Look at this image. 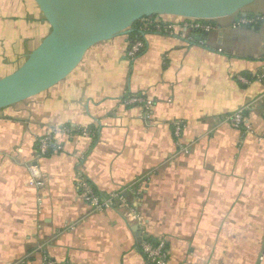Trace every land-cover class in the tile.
Instances as JSON below:
<instances>
[{
  "label": "crops",
  "instance_id": "obj_1",
  "mask_svg": "<svg viewBox=\"0 0 264 264\" xmlns=\"http://www.w3.org/2000/svg\"><path fill=\"white\" fill-rule=\"evenodd\" d=\"M155 18L175 27L134 26L135 59L134 30L0 109V264H153L142 242L160 239L170 264H264V0L191 39ZM50 30L36 0H0V78ZM127 94L153 99L150 115ZM247 104L249 127L225 122ZM47 134L60 148L44 156ZM82 179L126 205L93 211Z\"/></svg>",
  "mask_w": 264,
  "mask_h": 264
},
{
  "label": "water",
  "instance_id": "obj_2",
  "mask_svg": "<svg viewBox=\"0 0 264 264\" xmlns=\"http://www.w3.org/2000/svg\"><path fill=\"white\" fill-rule=\"evenodd\" d=\"M255 1L36 0L51 30L20 67L0 78V109L53 87L72 73L93 45L134 31V24L146 17L217 20Z\"/></svg>",
  "mask_w": 264,
  "mask_h": 264
},
{
  "label": "built area",
  "instance_id": "obj_3",
  "mask_svg": "<svg viewBox=\"0 0 264 264\" xmlns=\"http://www.w3.org/2000/svg\"><path fill=\"white\" fill-rule=\"evenodd\" d=\"M145 26L156 28L172 29L175 27L173 23L164 21L161 19H149L148 17L141 20ZM180 28L185 31L202 30L210 31L213 29V24L210 20H199V19H187L182 18L180 22ZM191 39L192 37L188 35ZM146 42L143 39L132 41L129 45L127 55L131 59H135L143 50L146 49ZM243 79V78H241ZM260 80L264 85V75L260 76ZM263 97H260L262 99ZM124 102L129 105H140L145 116L150 115L154 100L142 95L127 94L124 97ZM251 105L247 104L237 111L231 113L225 118V122L230 123L232 126L249 127V120L247 119V112L250 110ZM66 131H70L69 128L65 127ZM86 134V132H85ZM174 134L180 138L182 135L181 123L175 124ZM59 146L55 141L52 134H47L39 139V150L40 154L46 155L51 151L59 150ZM81 195L83 199L91 206L93 211L99 212L108 208H116L126 205V199L122 195L121 191H115L109 195H104L96 190L92 183L86 179H82L80 182ZM142 248L146 255V258L153 264H170V254L167 242L164 239L158 241L144 240L142 242ZM42 264H70L68 261H57L51 257H45Z\"/></svg>",
  "mask_w": 264,
  "mask_h": 264
},
{
  "label": "trees",
  "instance_id": "obj_4",
  "mask_svg": "<svg viewBox=\"0 0 264 264\" xmlns=\"http://www.w3.org/2000/svg\"><path fill=\"white\" fill-rule=\"evenodd\" d=\"M157 16H160V15H154V16H150V17H148L149 19H154V17H157ZM211 22H213L214 20H210ZM140 23L142 24V21H138V22H136L135 24H134V26L136 27H138L139 25H140ZM151 28L152 29H156V27L155 26H151ZM205 31H202V30H192V31H190L189 32V35L190 36H194V35H196V34H198V33H204ZM135 34H137V36H135V37H133V39H132V41H135V40H138V39H142V36H141V34L140 33H138V31H136L135 30ZM131 41V42H132Z\"/></svg>",
  "mask_w": 264,
  "mask_h": 264
}]
</instances>
